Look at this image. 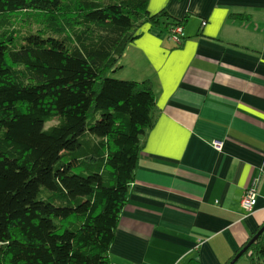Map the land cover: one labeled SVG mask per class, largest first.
<instances>
[{
  "label": "trees",
  "instance_id": "1",
  "mask_svg": "<svg viewBox=\"0 0 264 264\" xmlns=\"http://www.w3.org/2000/svg\"><path fill=\"white\" fill-rule=\"evenodd\" d=\"M148 1L0 0V264H111L155 95L110 73L184 22ZM243 254L264 264V231Z\"/></svg>",
  "mask_w": 264,
  "mask_h": 264
},
{
  "label": "crops",
  "instance_id": "2",
  "mask_svg": "<svg viewBox=\"0 0 264 264\" xmlns=\"http://www.w3.org/2000/svg\"><path fill=\"white\" fill-rule=\"evenodd\" d=\"M147 9L184 19V36L175 45L145 24L110 73L150 80L155 112L109 260L228 264L264 223V0H149Z\"/></svg>",
  "mask_w": 264,
  "mask_h": 264
},
{
  "label": "built area",
  "instance_id": "3",
  "mask_svg": "<svg viewBox=\"0 0 264 264\" xmlns=\"http://www.w3.org/2000/svg\"><path fill=\"white\" fill-rule=\"evenodd\" d=\"M168 36L175 45H180L182 43L184 36L182 26L181 25L172 26L168 31ZM213 144L217 148L220 147V143L218 141H214ZM255 203H256L255 185L254 183H252L251 186L245 189L240 200V205L246 212H251Z\"/></svg>",
  "mask_w": 264,
  "mask_h": 264
},
{
  "label": "water",
  "instance_id": "4",
  "mask_svg": "<svg viewBox=\"0 0 264 264\" xmlns=\"http://www.w3.org/2000/svg\"><path fill=\"white\" fill-rule=\"evenodd\" d=\"M264 231V224L258 229V231L251 237V239L240 249V251L233 257L228 264H234V262L249 248V246L258 238V236Z\"/></svg>",
  "mask_w": 264,
  "mask_h": 264
},
{
  "label": "rangeland",
  "instance_id": "5",
  "mask_svg": "<svg viewBox=\"0 0 264 264\" xmlns=\"http://www.w3.org/2000/svg\"><path fill=\"white\" fill-rule=\"evenodd\" d=\"M20 26L22 27L23 32H25V31L28 29V28H27L28 26H24L23 24H21ZM37 27H38V26H37L36 24L31 23V25L29 26V29H31V30H35ZM53 123H55V120L49 122L48 125H49V124H53ZM243 257H244V256H243Z\"/></svg>",
  "mask_w": 264,
  "mask_h": 264
}]
</instances>
